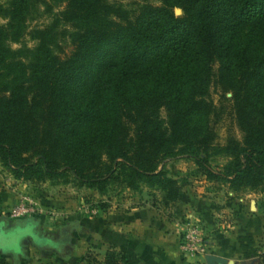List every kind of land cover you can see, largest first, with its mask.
Wrapping results in <instances>:
<instances>
[{
	"label": "trees",
	"instance_id": "16d2710c",
	"mask_svg": "<svg viewBox=\"0 0 264 264\" xmlns=\"http://www.w3.org/2000/svg\"><path fill=\"white\" fill-rule=\"evenodd\" d=\"M49 1L0 2L4 165L24 177L69 174L103 196L146 186L174 202L188 176L169 174L164 161L182 154L193 175L264 192V0H140L131 15L109 0H54L64 8L28 30ZM25 35L33 48L11 47ZM65 40L72 50L61 57ZM212 84L241 134L223 145L215 144L221 108L209 99ZM214 155L226 160L217 169ZM127 258L109 246L102 259L79 260ZM0 264H8L1 250Z\"/></svg>",
	"mask_w": 264,
	"mask_h": 264
},
{
	"label": "crops",
	"instance_id": "0c3cea01",
	"mask_svg": "<svg viewBox=\"0 0 264 264\" xmlns=\"http://www.w3.org/2000/svg\"><path fill=\"white\" fill-rule=\"evenodd\" d=\"M225 188L227 194L233 193ZM152 192L133 195L126 189L119 195L110 193L103 206L95 207L96 213L88 217L81 212L84 209H69L60 200L55 201L59 209H46L51 199L42 198L40 214L27 220L38 231L35 236L47 241L51 239L44 235L60 232L71 220L87 224L90 241L103 247L104 253L109 246L126 253V264H206L204 257L185 256L180 249V232L187 220L202 227L210 254L224 257L227 264H241L257 251L263 223L258 209H251L252 203L243 198H226L223 184L193 177L174 202L167 201L163 192ZM10 195H0V205ZM21 238L31 239V251L39 245L30 234ZM76 240L83 241L82 235Z\"/></svg>",
	"mask_w": 264,
	"mask_h": 264
},
{
	"label": "rangeland",
	"instance_id": "374dc122",
	"mask_svg": "<svg viewBox=\"0 0 264 264\" xmlns=\"http://www.w3.org/2000/svg\"><path fill=\"white\" fill-rule=\"evenodd\" d=\"M6 0H0L5 2ZM110 2L120 4L131 14L136 13L137 4L142 3L140 0H109ZM152 3H156V0H150ZM50 9H45L43 5L39 7V16L29 22L28 30L32 27H41L50 22L51 18L60 12L65 5V2L50 0ZM45 9V10H44ZM182 11L179 8H174V14L176 16L181 15ZM4 19L0 18V24L4 23ZM35 40L29 35H25L21 43H11L12 48H18L26 46L33 48L35 46ZM62 50L59 52L61 57H65L72 50V46L69 41L61 42ZM218 64L215 65L217 70ZM230 93H226V97H230ZM209 99L217 108H221V114L219 122L216 124V139L215 144L223 145L229 137L240 138L241 134L236 126V122L232 113L231 103L221 96V90L214 84L210 87ZM161 115L166 116L164 110H161ZM226 160L220 155H214L210 158V165L213 169L219 168ZM164 168L169 174L178 178L188 176L189 179L205 178L202 174L193 175L196 165L192 159L186 158L182 154H177L174 157H169L164 161ZM206 179V178H205ZM207 180V179H206ZM209 181V180H207ZM211 182V181H209ZM224 186L225 197H237L243 198L248 204L251 202V209H258L262 218V225L260 233L257 238V251L251 256L244 259L241 264H261L260 255L264 251V192L259 190L245 189L232 194H227L226 185ZM126 189L120 190L115 188L110 193L121 194ZM129 190V189H128ZM155 191L154 189L143 186L138 191L129 190L131 193L137 194L142 191ZM228 190V188H227ZM97 193V197L93 196V192ZM230 191V190H229ZM152 192V193H155ZM109 193V194H110ZM11 194L8 201H3L0 205V250L4 253V256L8 264H82L79 260L81 256L90 253L95 255L98 259H102L104 254V248L99 246L89 239V226L87 224H78V221H69L68 224H64L65 227L60 232L54 234L44 235L49 237L51 241H45L34 247V250H30L32 241L30 238L22 239L25 234L35 235L38 231L33 227L32 223L28 221L35 218L31 217H11L9 209L16 205L22 198H31L38 209L40 206L38 202L42 198H50L51 202L48 204V208L51 211L56 210L59 206L55 201H63L66 207L69 209H90L91 207H98L104 203L105 196L100 195L96 190L87 188L85 186H79L76 184L73 177L69 174L59 173L54 176H49L42 171H39L37 175H31L29 177L17 176L12 166L4 165L0 159V195ZM7 197V196H6ZM51 206V208H49ZM65 205L60 207L64 208ZM254 206V207H253ZM59 209V208H58ZM41 210V209H40ZM41 212V211H40ZM38 212V214H40ZM84 215L91 216V213L81 211ZM49 215L48 212L44 213ZM5 216L4 220L1 218ZM50 216V215H49ZM58 216V215H57ZM63 219V215L59 216ZM57 217V219L59 218ZM30 219V220H27ZM56 219V220H57ZM3 221V222H2ZM2 222V224H1ZM82 235L83 241L76 240V236ZM64 259V260H63ZM84 264V263H83Z\"/></svg>",
	"mask_w": 264,
	"mask_h": 264
},
{
	"label": "built area",
	"instance_id": "2783aa9c",
	"mask_svg": "<svg viewBox=\"0 0 264 264\" xmlns=\"http://www.w3.org/2000/svg\"><path fill=\"white\" fill-rule=\"evenodd\" d=\"M88 213H96V208L84 209ZM11 217H31L40 212L36 203L31 198H22L9 209ZM180 249L185 256H201L210 254V245L202 227L194 221L187 220L183 223L180 232Z\"/></svg>",
	"mask_w": 264,
	"mask_h": 264
},
{
	"label": "water",
	"instance_id": "95a60500",
	"mask_svg": "<svg viewBox=\"0 0 264 264\" xmlns=\"http://www.w3.org/2000/svg\"><path fill=\"white\" fill-rule=\"evenodd\" d=\"M5 218L6 217L3 216L1 218V220H4ZM2 222H1V224H2ZM32 237H33L34 241H36L39 244L44 243L45 241H47V240H45L43 238H37L35 235H33ZM204 259H205L206 264H227V259H225L222 256L215 255V254H206L204 256Z\"/></svg>",
	"mask_w": 264,
	"mask_h": 264
}]
</instances>
